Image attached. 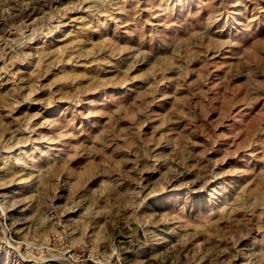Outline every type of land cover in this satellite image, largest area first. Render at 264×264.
<instances>
[{
    "label": "rangeland",
    "instance_id": "1",
    "mask_svg": "<svg viewBox=\"0 0 264 264\" xmlns=\"http://www.w3.org/2000/svg\"><path fill=\"white\" fill-rule=\"evenodd\" d=\"M0 264H264V0H0Z\"/></svg>",
    "mask_w": 264,
    "mask_h": 264
}]
</instances>
